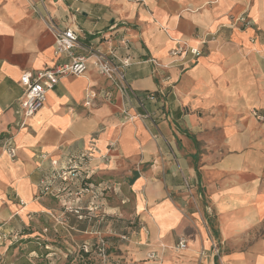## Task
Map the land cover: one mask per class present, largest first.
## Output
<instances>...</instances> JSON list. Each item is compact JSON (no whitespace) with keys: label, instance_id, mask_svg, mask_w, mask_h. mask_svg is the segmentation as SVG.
<instances>
[{"label":"crops","instance_id":"crops-1","mask_svg":"<svg viewBox=\"0 0 264 264\" xmlns=\"http://www.w3.org/2000/svg\"><path fill=\"white\" fill-rule=\"evenodd\" d=\"M66 27L117 62L131 58V93L91 65L62 77L21 128V76L63 59L54 32ZM178 42L202 54L173 55ZM260 117L264 0H0V224L49 219L59 185L40 184L53 161L89 153L97 196L114 187L110 210L145 224L120 239L117 264H221L215 248L224 262L264 264Z\"/></svg>","mask_w":264,"mask_h":264},{"label":"rangeland","instance_id":"rangeland-1","mask_svg":"<svg viewBox=\"0 0 264 264\" xmlns=\"http://www.w3.org/2000/svg\"><path fill=\"white\" fill-rule=\"evenodd\" d=\"M236 20L239 28L250 25L245 15ZM71 170L68 180L57 183L56 195L60 197H53L56 205L49 219H42L39 213H34L32 217L39 218L34 224L26 225L20 219L17 225L12 224L11 219L0 224V234L3 235L0 239V264H117V244L121 240H130L145 224L138 218L125 216L121 211L110 210L108 206L113 202L112 197L105 194H111L114 187L104 190V196H97L96 187L89 178L88 162L75 172ZM73 173H78V176ZM208 213L215 214L211 208ZM98 241H102L108 250L105 263L95 251L87 253L82 248L85 243L92 245ZM215 249L221 264H232L223 261L221 248ZM153 252L156 257L148 256V259L161 258L157 251Z\"/></svg>","mask_w":264,"mask_h":264},{"label":"built area","instance_id":"built-area-1","mask_svg":"<svg viewBox=\"0 0 264 264\" xmlns=\"http://www.w3.org/2000/svg\"><path fill=\"white\" fill-rule=\"evenodd\" d=\"M243 20H245L243 18ZM55 52L62 60L57 62L54 66L39 69L35 72L27 71L21 76V82L24 86V93L21 99V114L22 121L19 123V127H26L27 120L30 119L46 102L48 92L55 87L60 79L67 75H83L87 72L89 67L93 65L99 73L111 81L112 85L120 91L123 95L131 93V87L127 79V69L131 65V58L129 56L122 58L119 62L115 61V55L113 49L109 52L86 44L81 38V34L78 30L66 27L55 30ZM126 42V40H124ZM183 43V44H181ZM191 52L195 56L202 54L201 49L198 47H191L184 44V42H178L177 47L172 49V54H183ZM153 94L148 93L147 97H151ZM86 105L90 104L89 100H86ZM139 104L144 107L142 101ZM149 116V113H146ZM264 119L263 117H260ZM7 153L15 158L16 146L12 141V138L5 140L4 144ZM89 153L83 154L77 158H73L68 165L59 164L58 161H53L54 168L48 177L44 178L40 184V190L43 192L50 191L56 183L60 180H68V172H75L77 168H81L89 161ZM78 176V173H73ZM90 178V177H89ZM189 187V183H186ZM0 234V239L2 238ZM126 238V236H124ZM95 246V250L94 247ZM178 248L184 249L187 247V241L180 238ZM85 252L89 253L95 251L98 256L104 261H107L108 250L102 241L98 243H85L82 245ZM97 249V250H96ZM150 258H155L156 253H148Z\"/></svg>","mask_w":264,"mask_h":264}]
</instances>
